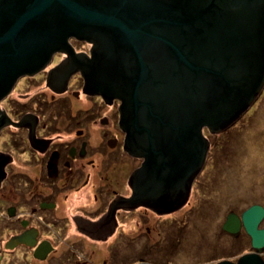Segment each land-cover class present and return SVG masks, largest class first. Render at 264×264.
Returning <instances> with one entry per match:
<instances>
[{
    "label": "water",
    "instance_id": "obj_1",
    "mask_svg": "<svg viewBox=\"0 0 264 264\" xmlns=\"http://www.w3.org/2000/svg\"><path fill=\"white\" fill-rule=\"evenodd\" d=\"M73 37L94 44L89 86L124 102L128 151L146 159L134 199L148 196L152 205L167 201L168 187L173 198L187 194L209 152L204 129L221 132L264 90V0H0V103L19 77L72 51ZM263 218L264 207L253 205L242 218L231 213L224 229L237 233L243 224L261 250Z\"/></svg>",
    "mask_w": 264,
    "mask_h": 264
},
{
    "label": "flooded vegetation",
    "instance_id": "obj_2",
    "mask_svg": "<svg viewBox=\"0 0 264 264\" xmlns=\"http://www.w3.org/2000/svg\"><path fill=\"white\" fill-rule=\"evenodd\" d=\"M69 45L72 51H56L42 68L19 77L0 103V264H167L147 260V250L158 248L157 236L158 251L163 249L164 232L178 230L181 209L195 212L202 172L185 196L173 198L168 187L171 199L162 204H150L148 196L134 199L135 177L146 159L128 151L124 102L89 86L94 44L73 37ZM242 120L219 133L204 129L208 159L214 139L226 150ZM152 176L144 175L145 193ZM149 188L153 198L161 195ZM253 205L264 207V195L242 210H226L221 234L231 240L242 235L250 252H258L243 224L237 233L224 229L231 213L242 218ZM234 247L236 241L229 250Z\"/></svg>",
    "mask_w": 264,
    "mask_h": 264
},
{
    "label": "rangeland",
    "instance_id": "obj_3",
    "mask_svg": "<svg viewBox=\"0 0 264 264\" xmlns=\"http://www.w3.org/2000/svg\"><path fill=\"white\" fill-rule=\"evenodd\" d=\"M240 118L243 120L235 126L236 132L226 150H220L219 137L214 139L217 144L213 145L194 187L195 212L181 209L178 230H165L161 251H158L161 243L157 236L158 248L147 250V260H166L167 264H216L223 260L236 262L244 252L253 250L244 236L231 240L227 234H221V223L226 210H242L262 201L264 195V90ZM239 239L244 242L240 244ZM173 241L176 243L172 245ZM232 241H236V251L229 250ZM256 251L264 257V248ZM132 255L138 256L134 252Z\"/></svg>",
    "mask_w": 264,
    "mask_h": 264
}]
</instances>
